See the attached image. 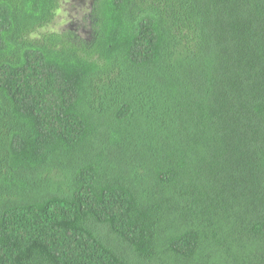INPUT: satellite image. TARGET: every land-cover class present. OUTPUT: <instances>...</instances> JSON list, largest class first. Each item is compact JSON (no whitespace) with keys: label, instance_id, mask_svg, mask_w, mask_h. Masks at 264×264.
<instances>
[{"label":"trees","instance_id":"1","mask_svg":"<svg viewBox=\"0 0 264 264\" xmlns=\"http://www.w3.org/2000/svg\"><path fill=\"white\" fill-rule=\"evenodd\" d=\"M63 1L0 0V264H264V0Z\"/></svg>","mask_w":264,"mask_h":264},{"label":"rangeland","instance_id":"2","mask_svg":"<svg viewBox=\"0 0 264 264\" xmlns=\"http://www.w3.org/2000/svg\"><path fill=\"white\" fill-rule=\"evenodd\" d=\"M81 0H64L63 1V8L60 10L59 14H58V19L56 21V23L53 25L52 29L56 30V31H60L62 29H65L66 27H68L69 25H71L70 22V15L69 14H73L70 11V6L73 5L74 3H78ZM76 19H74L75 21Z\"/></svg>","mask_w":264,"mask_h":264}]
</instances>
